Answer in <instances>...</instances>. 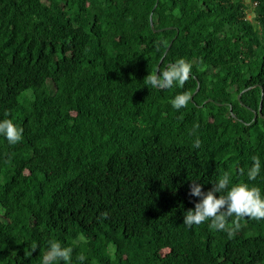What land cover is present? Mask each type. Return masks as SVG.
Listing matches in <instances>:
<instances>
[{
  "label": "trees",
  "instance_id": "1",
  "mask_svg": "<svg viewBox=\"0 0 264 264\" xmlns=\"http://www.w3.org/2000/svg\"><path fill=\"white\" fill-rule=\"evenodd\" d=\"M179 59L182 88L145 85ZM4 119L23 138L0 135V264L49 240L71 264H264V220L184 224L193 181L264 197V0H0Z\"/></svg>",
  "mask_w": 264,
  "mask_h": 264
},
{
  "label": "clouds",
  "instance_id": "2",
  "mask_svg": "<svg viewBox=\"0 0 264 264\" xmlns=\"http://www.w3.org/2000/svg\"><path fill=\"white\" fill-rule=\"evenodd\" d=\"M192 70L191 63L184 59L177 60L166 70L158 74H149L145 77L144 83L149 89H171L174 86L183 87L190 79ZM190 100L188 93L178 94L171 101L172 106L180 110L187 107ZM7 115V113H5ZM199 125L194 126V130ZM194 134V131H193ZM0 135L7 138L10 144H16L23 138V129L18 128L10 119L0 121ZM201 141L197 137L193 147L199 148ZM253 166L248 170L249 180H255L261 171V161L258 156H253ZM243 174V170H241ZM231 177L224 173L207 192L203 191V185L193 181L191 184L190 195L199 197L200 200L195 204L194 209H189L184 214V224L189 228L193 225H200L206 221H211L209 227L213 230L227 232L229 236L234 235L240 228L241 220L250 218L253 220H264V197L258 187L249 186L247 183H238L232 185ZM216 193H220L217 197ZM235 217L232 224L229 225L228 219ZM78 240L84 241L81 235ZM49 248L42 256L41 264H71L72 252L71 247H62L55 241L49 240ZM86 257L83 254L77 256V260L83 262Z\"/></svg>",
  "mask_w": 264,
  "mask_h": 264
},
{
  "label": "water",
  "instance_id": "3",
  "mask_svg": "<svg viewBox=\"0 0 264 264\" xmlns=\"http://www.w3.org/2000/svg\"><path fill=\"white\" fill-rule=\"evenodd\" d=\"M261 105H262V100H261L260 107H259V113H260V114H261V110H262ZM256 117H257V112H255V118H256Z\"/></svg>",
  "mask_w": 264,
  "mask_h": 264
},
{
  "label": "rangeland",
  "instance_id": "4",
  "mask_svg": "<svg viewBox=\"0 0 264 264\" xmlns=\"http://www.w3.org/2000/svg\"><path fill=\"white\" fill-rule=\"evenodd\" d=\"M248 1V0H247Z\"/></svg>",
  "mask_w": 264,
  "mask_h": 264
}]
</instances>
